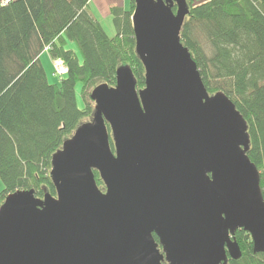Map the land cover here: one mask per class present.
<instances>
[{
  "label": "water",
  "instance_id": "1",
  "mask_svg": "<svg viewBox=\"0 0 264 264\" xmlns=\"http://www.w3.org/2000/svg\"><path fill=\"white\" fill-rule=\"evenodd\" d=\"M135 5L145 86L125 64L92 89V119L52 155L56 195L20 189L0 204V264H229L240 228L264 252L248 121L183 44L187 0Z\"/></svg>",
  "mask_w": 264,
  "mask_h": 264
},
{
  "label": "trees",
  "instance_id": "2",
  "mask_svg": "<svg viewBox=\"0 0 264 264\" xmlns=\"http://www.w3.org/2000/svg\"><path fill=\"white\" fill-rule=\"evenodd\" d=\"M88 2L0 0V204L20 189L34 188L38 197L45 190L56 195L52 155L93 116L94 87L115 85L117 69L125 64L134 70L137 87L145 86L146 69L135 48V0L129 9L112 7L116 32L111 36ZM187 3L182 42L190 48L208 91H224L247 119L252 140L248 154L261 172L264 194V0ZM44 50L68 67L57 82L50 81L41 61ZM80 83L86 104L82 108L76 94ZM95 176L103 189L98 170ZM235 238L243 253L239 259L229 258V264H264V252H254L247 231L238 229Z\"/></svg>",
  "mask_w": 264,
  "mask_h": 264
},
{
  "label": "crops",
  "instance_id": "3",
  "mask_svg": "<svg viewBox=\"0 0 264 264\" xmlns=\"http://www.w3.org/2000/svg\"><path fill=\"white\" fill-rule=\"evenodd\" d=\"M131 0H89L88 8L90 12L102 23L104 27V22L109 20L112 17L111 9L114 6H122L126 9L131 7ZM113 18V17H112ZM113 21V19H112ZM105 28V27H104ZM114 35V34H113ZM41 55V61L45 66L44 59L48 58L50 61L52 60L50 53L46 50ZM46 69V68H45ZM47 72V71H46ZM49 74V73H48ZM3 188L1 180H0V190Z\"/></svg>",
  "mask_w": 264,
  "mask_h": 264
},
{
  "label": "rangeland",
  "instance_id": "4",
  "mask_svg": "<svg viewBox=\"0 0 264 264\" xmlns=\"http://www.w3.org/2000/svg\"><path fill=\"white\" fill-rule=\"evenodd\" d=\"M112 17H110L109 20L105 21L103 24H104V27L106 28L108 34L111 36L113 34H115L116 30H115V27L113 25V21H112ZM44 63H45V68H46V71L47 73H49V78H50V81L51 82H57L59 81V77H57L53 71H55L56 69V64L57 62H55L54 59H52L50 61V59L48 58H45L44 59ZM76 94H77V102L79 104V107L82 108L84 106H86L85 104V100H84V97H83V93H82V84H78L77 85V88H76ZM91 118H89L87 121L91 120ZM2 186H3V183H2Z\"/></svg>",
  "mask_w": 264,
  "mask_h": 264
},
{
  "label": "built area",
  "instance_id": "5",
  "mask_svg": "<svg viewBox=\"0 0 264 264\" xmlns=\"http://www.w3.org/2000/svg\"><path fill=\"white\" fill-rule=\"evenodd\" d=\"M12 0H1L2 4H7ZM56 64V69L54 73L59 77H63L68 73V67L66 66L65 62L61 58L55 59Z\"/></svg>",
  "mask_w": 264,
  "mask_h": 264
}]
</instances>
